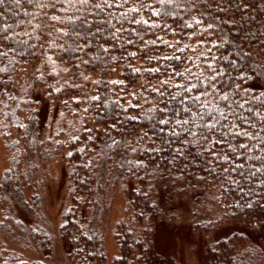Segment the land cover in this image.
<instances>
[{"label": "trees", "instance_id": "16d2710c", "mask_svg": "<svg viewBox=\"0 0 264 264\" xmlns=\"http://www.w3.org/2000/svg\"><path fill=\"white\" fill-rule=\"evenodd\" d=\"M0 140V264H180L163 223L264 264V0H3Z\"/></svg>", "mask_w": 264, "mask_h": 264}, {"label": "rangeland", "instance_id": "374dc122", "mask_svg": "<svg viewBox=\"0 0 264 264\" xmlns=\"http://www.w3.org/2000/svg\"><path fill=\"white\" fill-rule=\"evenodd\" d=\"M7 163H8V152L3 148V144L0 140V173L1 170L7 165ZM54 167L55 164L52 161L50 165L47 166V168L43 171L42 178L44 179V184L50 182V184L51 185L54 184V187L56 188L57 186H59V182L61 179L59 177V168L55 169ZM181 185L183 187L176 186V189L175 188L171 189L172 192H174L173 195L174 197H180L182 195L184 196L185 199H187L186 202H188L190 200L189 191L191 193L192 192L191 190L195 189L196 186H193L192 188L188 184H181ZM197 185H200V183L199 184L197 183ZM47 197L48 198L44 200L43 199L44 196H42V194L40 193V199L38 201L39 206L37 210L38 218L43 220V223L45 225H47L51 221L53 217L52 213L56 208V204L55 202H53L55 197L53 196L51 189H49ZM194 199L196 202L194 201ZM194 199L190 202V209L194 208L195 206H198L197 202L199 200H203L204 202L205 197H202L201 199L199 198L198 200L196 198ZM174 200L168 201L167 204L168 207L169 206L174 207L176 205ZM177 205L178 207L176 209L174 210L170 209L169 213L167 214L162 210L161 212L163 213V215H167L168 218L167 221L169 223H172L173 221L179 219H181L180 221L189 223L191 219L188 220V217L185 216V207H182L184 205L181 203L179 204V201L177 202ZM115 208H117V206ZM166 224L169 226V228L164 227L165 223H163L162 224L163 226H160L157 232L155 233L154 241H153V245L155 246L154 248L156 249L157 252L160 253L164 261L166 262L169 259H172L173 261H175V263L180 261L182 264H206L204 259L206 237L197 234L198 231L196 230L200 227L197 228L194 226L193 230L189 231L185 227H181L180 229L177 228L175 229L174 226H171L168 223ZM258 227L259 225L257 223V228ZM224 231L226 230L217 231L216 238H224L227 234V233L225 234ZM106 244H107L106 246L108 252H110L109 254L111 255L114 254L116 252V244L114 238L111 235L107 236ZM10 246L12 247L13 245L10 244ZM0 247H3V242L1 237H0Z\"/></svg>", "mask_w": 264, "mask_h": 264}, {"label": "snow or ice", "instance_id": "6c2138e0", "mask_svg": "<svg viewBox=\"0 0 264 264\" xmlns=\"http://www.w3.org/2000/svg\"><path fill=\"white\" fill-rule=\"evenodd\" d=\"M0 3H3V0H0Z\"/></svg>", "mask_w": 264, "mask_h": 264}]
</instances>
